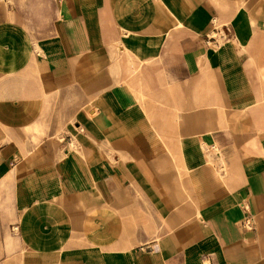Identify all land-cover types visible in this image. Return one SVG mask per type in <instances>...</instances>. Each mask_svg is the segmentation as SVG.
Here are the masks:
<instances>
[{
	"label": "crops",
	"instance_id": "1",
	"mask_svg": "<svg viewBox=\"0 0 264 264\" xmlns=\"http://www.w3.org/2000/svg\"><path fill=\"white\" fill-rule=\"evenodd\" d=\"M0 264H264V0H0Z\"/></svg>",
	"mask_w": 264,
	"mask_h": 264
},
{
	"label": "built area",
	"instance_id": "2",
	"mask_svg": "<svg viewBox=\"0 0 264 264\" xmlns=\"http://www.w3.org/2000/svg\"><path fill=\"white\" fill-rule=\"evenodd\" d=\"M245 223H246L247 225H249V224H250V219H246V220H245Z\"/></svg>",
	"mask_w": 264,
	"mask_h": 264
}]
</instances>
